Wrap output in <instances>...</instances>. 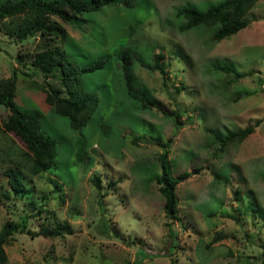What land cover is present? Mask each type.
<instances>
[{
    "label": "rangeland",
    "instance_id": "374dc122",
    "mask_svg": "<svg viewBox=\"0 0 264 264\" xmlns=\"http://www.w3.org/2000/svg\"><path fill=\"white\" fill-rule=\"evenodd\" d=\"M7 1L17 0H0V5ZM221 1L131 0L129 6H105L67 22L52 16V31L56 24L64 28L63 35L55 30V45L74 65L104 61L103 67L83 73L84 89L98 102L79 130L45 99V82L58 86V78L44 81L31 64L44 48L43 38L18 41L20 17L1 25L0 78L15 68V101L41 115V129L57 143V157L52 168L31 174L16 154V143L11 154L4 152L11 136L0 133V227L13 218L31 231H61L54 237L15 233L5 247V264L259 261L264 250V121L241 143L224 149L218 143L237 127L264 118V0L245 15L248 26L221 40L214 39L219 24L177 29L183 22L175 15L179 6L206 10ZM128 46L136 55L129 66L133 85L146 90L155 106L144 107L127 94L122 60L114 52ZM152 47L164 53L165 80L154 67ZM236 72L242 74L233 80ZM172 110L180 114L177 126ZM8 114L0 105V123ZM78 139L84 141L81 159ZM165 150L174 176L191 171L177 185L178 210L171 220L156 181ZM7 167L24 181L20 193L12 191ZM98 177L99 188L93 181ZM216 235L222 237L210 243Z\"/></svg>",
    "mask_w": 264,
    "mask_h": 264
},
{
    "label": "trees",
    "instance_id": "16d2710c",
    "mask_svg": "<svg viewBox=\"0 0 264 264\" xmlns=\"http://www.w3.org/2000/svg\"><path fill=\"white\" fill-rule=\"evenodd\" d=\"M258 0H223L211 5L206 10H199L192 6H179L175 15L178 19H183L177 25L179 31L192 30L200 25L219 24V28L214 34L215 40H221L225 36L236 33L249 25L250 20L245 18L247 12L255 5ZM131 5V0H17L7 1L0 5V28L6 25V20L13 17H20L15 30L18 41H24L29 37L38 36L44 40V48L36 53L32 59V65L40 71L43 80L57 79L58 86L46 81L49 92L46 101L53 108L55 114L67 117L69 125L74 130H79L86 126L92 117L94 109L97 107L98 97L83 87L82 76L85 72H91L103 67V60L97 61L93 65L77 67L67 57L60 44L55 45L60 33H64V28L55 25V30L49 27L50 19L55 16L62 21H69L77 14L86 12H96L105 6L112 5ZM2 25V26H1ZM133 29V25H130ZM8 32V29L5 28ZM153 51L154 67L159 71L163 79L168 77V72L163 64L165 58L161 51ZM116 59L122 60L121 73L127 94L133 99L139 100L144 107L155 106L153 99L144 89L136 88L133 85V75L129 66L136 58L135 51L131 47L115 50ZM21 57L18 58V60ZM28 75L29 73H24ZM242 73H235L233 80H237ZM243 74L250 75L245 72ZM163 80V84L166 82ZM178 90V88H177ZM16 95V70L13 68L11 74L0 78V105L8 109L7 118L0 123V133L8 134L11 142L4 152L9 154L13 144H17V156L25 162V167L31 174H41L52 168L57 157V143L49 134L41 129V115L38 112H28L21 108L15 101ZM159 108V106H157ZM162 111V109H161ZM163 113H168L164 112ZM166 115V114H165ZM174 117L176 126L179 124L175 110L169 112ZM264 121V118H257L253 123L244 127H237L229 134L221 137L218 149H224L232 142H242L248 135L255 131V128ZM7 139V137H6ZM136 142V139H133ZM7 141V140H6ZM171 137L167 138V144ZM11 146V147H10ZM76 156L82 158L84 153V141L78 139L75 142ZM11 154V153H10ZM13 160L12 158H10ZM161 173L156 177L159 184L158 190L164 198L163 210L167 219H174L178 210L177 185L191 175V171H182L177 176L171 173L168 150L163 151L160 156ZM13 162V161H12ZM193 171H199L193 168ZM5 174L8 183L14 193H20L24 187V181L13 167H7ZM97 188L100 187L99 177L93 179ZM114 184V183H113ZM111 185V184H110ZM40 209L37 210L39 214ZM26 219L31 217L26 214ZM22 217V216H19ZM171 230L172 223H168ZM63 227V225H62ZM26 232L31 236H57L61 231L57 227L47 232H35L26 229V225L13 218L7 219L0 227V264H5L8 260L6 245L10 244L15 233ZM222 236H214L210 243L217 242ZM256 264H264V250L261 251V258Z\"/></svg>",
    "mask_w": 264,
    "mask_h": 264
}]
</instances>
